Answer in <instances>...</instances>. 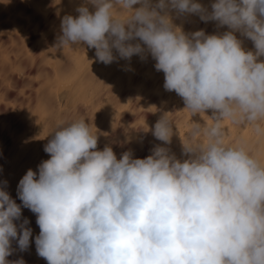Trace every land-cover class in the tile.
<instances>
[{"label": "clouds", "instance_id": "clouds-1", "mask_svg": "<svg viewBox=\"0 0 264 264\" xmlns=\"http://www.w3.org/2000/svg\"><path fill=\"white\" fill-rule=\"evenodd\" d=\"M87 4L94 11L81 5L77 16L62 17L55 48L86 44L105 65L150 54L164 89L192 115L212 110L213 124L192 123L183 160L166 146L174 127L167 113L152 128L165 146L145 158L99 150L84 115L57 124L44 145L49 159L17 185L22 206L36 215L37 255L47 264H264V163L246 141L226 143L222 127L229 120L264 138V0H214L210 11L198 0ZM173 11L228 30L185 33ZM21 217L0 186V264H25L7 259L13 240L21 252L30 246L29 220L14 222Z\"/></svg>", "mask_w": 264, "mask_h": 264}, {"label": "bare ground", "instance_id": "bare-ground-1", "mask_svg": "<svg viewBox=\"0 0 264 264\" xmlns=\"http://www.w3.org/2000/svg\"><path fill=\"white\" fill-rule=\"evenodd\" d=\"M198 2L210 11L214 0ZM81 5L94 11L87 0H0V186L21 205V220L14 222L19 225L27 218L32 229L28 250L21 252L12 241L10 261L23 258L25 264H47L36 252L40 232L36 215L22 206L17 185L28 169L36 171L42 160L49 159L44 145L57 124L84 115L97 132L99 150L109 145L118 159L128 150L134 158H145L155 145L165 146L152 135V128L167 113L174 127L166 146L181 160L187 158L182 149L192 123L213 124L212 110L192 115L181 97L164 89V73L155 69L150 54L145 60L133 55L105 65L86 44L55 48L62 17L77 16ZM115 15L124 18L130 13ZM171 15L185 33L228 30L197 15L177 16L174 11ZM236 35L245 50L255 51L251 40ZM222 127L226 143L246 141L264 163V138L257 137L251 126L237 127L225 120ZM197 139L206 142L202 136Z\"/></svg>", "mask_w": 264, "mask_h": 264}]
</instances>
